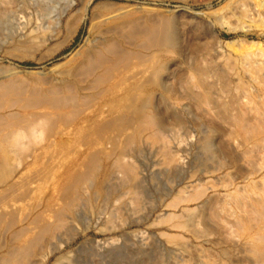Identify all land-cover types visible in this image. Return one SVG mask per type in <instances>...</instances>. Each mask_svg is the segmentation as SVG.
<instances>
[{
	"label": "rangeland",
	"instance_id": "374dc122",
	"mask_svg": "<svg viewBox=\"0 0 264 264\" xmlns=\"http://www.w3.org/2000/svg\"><path fill=\"white\" fill-rule=\"evenodd\" d=\"M53 1L0 0V133L17 129L22 147L0 184V264H248L249 244L264 260V0H75L55 30ZM163 28L179 54L152 111L170 156L144 134L123 157L139 183L113 171L86 191L129 136L105 105L146 79ZM198 44L207 104L187 78Z\"/></svg>",
	"mask_w": 264,
	"mask_h": 264
},
{
	"label": "bare ground",
	"instance_id": "6f19581e",
	"mask_svg": "<svg viewBox=\"0 0 264 264\" xmlns=\"http://www.w3.org/2000/svg\"><path fill=\"white\" fill-rule=\"evenodd\" d=\"M53 1V0H52ZM59 1V0H58ZM2 2V1H1ZM40 2V1H39ZM54 4L56 3L55 1H53ZM60 2V1H59ZM58 2V3H59ZM62 5H58V9H56V6L50 10V14H48L50 23L52 24V29H57L59 28V26L61 25V18L74 6V4L76 3L75 0H62ZM57 3V4H58ZM2 4V3H1ZM47 5V4H46ZM250 5V4H249ZM41 6V5H40ZM45 7V6H44ZM22 8V7H21ZM41 9V8H40ZM44 10V9H43ZM42 11V10H41ZM46 11V10H44ZM230 11V10H229ZM48 13V11H46ZM40 13V12H39ZM230 13V12H229ZM44 14V13H43ZM232 14V13H231ZM2 15V14H1ZM47 15V14H46ZM257 15V14H256ZM5 16V15H3ZM45 18V17H44ZM193 19V18H192ZM48 21V19H47ZM168 21V20H167ZM197 21V20H195ZM49 22V21H48ZM47 22H45L46 24ZM195 23V22H194ZM168 24V23H167ZM197 25H200L199 23H195ZM202 24V23H201ZM208 26H204L205 23L202 25L203 27L201 28L206 29L207 31H211L212 28H210V24L207 23ZM39 25V24H38ZM49 26V25H47ZM201 26V25H200ZM43 27V26H42ZM48 28L46 27V30ZM45 30V31H46ZM205 31V30H204ZM159 33V32H158ZM157 33V34H158ZM170 33V32H169ZM208 33V32H207ZM155 34V35H157ZM200 35V33H199ZM154 37V36H153ZM158 37V39L155 41V43L151 44V41L149 44H151L150 47H152V52H150L151 54L147 57L148 59H145V61H143L142 63L140 62V64H142V74H146L147 77L146 79L141 82V83H133L130 86L128 85V87L124 90L123 88H117L115 90L112 91L111 93V98L110 101L105 105L107 111L104 112L103 114L109 117H113V120L116 121V119L118 118V122L123 123V127L125 129H127V131H129V136L128 138H126V143L125 146H123L122 148H119L118 150H116L115 152V158H113L114 160L111 167L109 168H105V170L103 172L99 171V168H94L96 169V171H93L92 177H89L88 179H86L85 182V189L86 191L91 188V179L93 178L95 181V185L94 187H96V191H98L97 193L103 191L104 189V184L107 183L109 181V179L111 178V174L113 171L121 174L122 176L117 177L119 178L122 183L126 184V186H128L129 184L135 185L136 183H139V177L137 175V170L128 163V161L126 162L125 160H123L124 156L126 155V153L128 152L129 148H131L133 145V143L139 144L138 142H142V136H144V134L146 135V141L147 143L149 142L152 145L156 144H162L163 147L160 150V154L163 155L165 150H166V146L163 142V137L161 136V134L159 133L161 129H159L160 125L157 121V118L154 115V109H152V102L155 99V90L156 89H162L163 87H161V78L163 76L164 73H166L165 71L167 70V64L168 62H170L176 55L179 54L178 50L179 48L175 45L174 42V38L171 37V35L168 34L166 28H163L162 31H160V35L156 36V38ZM176 37V36H175ZM204 37V36H203ZM201 39H204V38ZM155 38V39H156ZM211 38V35H210ZM154 39V40H155ZM176 39V38H175ZM182 39V38H181ZM200 39V40H201ZM178 40V39H176ZM193 41V40H192ZM205 42V41H204ZM181 44V43H180ZM201 44V43H200ZM198 47H195L196 49L193 50L192 55H194V60H193V64L192 67H190V71H187V78H196L200 84L203 86V93L201 94H196V100L198 101V103L200 104H207L210 100V97L207 94V89L209 87V85H207V83L205 84L204 80L207 77V73H208V68L206 67V55L209 54V49L208 47H206V45H200ZM205 44V43H202ZM182 45V44H181ZM194 45V44H193ZM192 45V46H193ZM178 48V49H177ZM201 61L205 62L204 64L201 63ZM190 62V61H189ZM209 65V64H208ZM188 66V65H187ZM211 70V69H210ZM169 71V70H168ZM184 73V72H183ZM5 74V73H4ZM7 74V73H6ZM190 74V75H189ZM2 75V72H1ZM220 77V74H217ZM142 76V75H141ZM181 76V75H180ZM182 78V77H181ZM139 81V80H138ZM181 82V81H180ZM182 83V82H181ZM166 89V88H165ZM195 89V88H194ZM123 91V92H121ZM161 91V90H160ZM183 91V90H182ZM175 92V91H174ZM159 93V92H158ZM173 93V92H172ZM165 94V93H164ZM174 94V93H173ZM167 95V94H166ZM158 96V95H157ZM174 97V96H173ZM165 98V97H164ZM191 98V97H190ZM158 99V97H157ZM167 99V97H166ZM192 99V98H191ZM156 104V102H155ZM200 106V105H199ZM202 109V108H201ZM213 109V108H212ZM52 110V109H51ZM49 111V113H52V111ZM45 111V112H47ZM100 111H102V108L100 109ZM203 113V112H202ZM208 113V112H207ZM218 114H219V118L221 119V121H223L225 123L227 116L226 115V105H222L220 108H218ZM161 115V114H160ZM204 116V114H202ZM159 116V115H158ZM120 120H124L120 121ZM116 123V122H115ZM114 123V124H115ZM226 123H229L226 121ZM113 125V124H112ZM118 125V124H117ZM121 125V124H120ZM16 127V125H15ZM115 127V126H114ZM122 127V128H123ZM162 127V126H161ZM112 128V127H111ZM121 128V129H122ZM163 128V127H162ZM14 129V128H13ZM33 129V127L31 128L30 126L28 127V132L31 133V130ZM115 129H117L115 127ZM120 130V129H119ZM123 131V130H122ZM164 131V130H163ZM119 132V131H118ZM123 133V132H122ZM204 136V135H203ZM115 137V136H114ZM205 137H207L205 135ZM204 137V138H205ZM209 137V136H208ZM20 138V132L15 129L10 131L9 133H0V184H3L8 178H10V176L13 174V164H14V156L16 155V153L19 151L21 147V144L19 142ZM113 138V137H111ZM108 138V140H103L105 142V144L107 143H111L113 141V139ZM106 139V138H104ZM208 140L209 139H205L203 142V147L206 150L205 152L209 151V146H208ZM144 141V140H143ZM203 141V140H201ZM200 141V142H201ZM226 141H230V140H226ZM140 142V143H141ZM232 142V141H231ZM230 142V143H231ZM105 144H101L102 145V151L104 152L105 150ZM142 144V143H141ZM132 145V146H131ZM201 145V143H200ZM150 146V145H149ZM136 147V146H135ZM139 147H141L139 145ZM144 147V146H143ZM168 147V146H167ZM199 147V146H198ZM138 148V147H137ZM142 148V147H141ZM140 148V149H141ZM154 147H152L153 149ZM160 148V147H158ZM101 149L99 151H101ZM133 149V147L131 148ZM156 149V148H155ZM137 150V149H135ZM142 150V149H141ZM203 150V149H202ZM200 152H203V151ZM130 151V150H129ZM138 151V150H137ZM140 151V150H139ZM224 151V150H223ZM143 152V151H142ZM132 153V152H130ZM204 153V152H203ZM208 153V152H207ZM165 154L169 155V152L166 150ZM209 154V153H208ZM136 155V154H135ZM166 156V155H165ZM160 158V157H159ZM210 158V157H209ZM229 158V157H228ZM235 158V157H234ZM208 159V158H207ZM206 159V160H207ZM237 159V158H236ZM171 160V159H170ZM173 160V159H172ZM170 161L169 163H173V166H176V161ZM203 162V161H202ZM233 162V161H232ZM230 162V163H232ZM92 163V162H91ZM93 164V163H92ZM109 164V163H108ZM201 164V163H200ZM90 165V163H89ZM179 165V164H178ZM94 166V165H93ZM97 166V165H96ZM108 167V166H107ZM177 167V166H176ZM181 167V166H180ZM180 167H178V170L180 169ZM173 168V167H172ZM92 169V168H91ZM92 169V170H94ZM102 169V167H101ZM166 169V168H165ZM169 170V168L167 169ZM101 172V173H100ZM219 172V171H218ZM118 175V174H117ZM86 177V176H84ZM113 177V176H112ZM115 177V176H114ZM115 179V178H114ZM82 182V181H81ZM112 182V181H111ZM115 182V181H114ZM5 184V183H4ZM119 184V183H117ZM110 185V184H108ZM82 186V183L81 185ZM93 186V185H92ZM113 186V184H112ZM121 186V185H120ZM130 186V185H129ZM128 186V187H129ZM109 188H112L109 186ZM135 188V187H134ZM92 189V188H91ZM94 189V188H93ZM113 189V188H112ZM115 189V188H114ZM119 189V188H118ZM123 189V187H122ZM107 190V189H106ZM117 190V188H116ZM120 190V189H119ZM117 190V191H119ZM85 191V190H84ZM111 190H109L110 192ZM136 191V190H135ZM133 191V192H135ZM95 192V191H94ZM102 193V192H101ZM100 193V194H101ZM114 193V192H113ZM127 193V192H126ZM82 194V192H81ZM89 195V193H87ZM105 194V193H104ZM109 193H107L108 195ZM112 194V193H111ZM110 194V197L113 195ZM116 194V193H115ZM120 194V193H119ZM124 194V193H123ZM129 194V193H128ZM83 195V194H82ZM92 196V195H91ZM90 196V199H91ZM96 196V195H94ZM98 196V195H97ZM85 197V196H83ZM89 197V196H88ZM100 197V196H98ZM97 197V198H98ZM105 197V195H104ZM138 197V196H137ZM101 198H103L101 196ZM134 198V197H133ZM84 199V198H82ZM86 199V198H85ZM89 199V198H88ZM105 200V199H103ZM78 201V200H77ZM81 202V201H80ZM89 202H91L89 200ZM92 203V202H91ZM134 203V202H133ZM79 204V201H78ZM81 205L84 203H80ZM91 205V204H90ZM79 206V205H78ZM198 206V205H197ZM88 207V206H87ZM100 207V206H99ZM90 208V207H89ZM88 209V208H87ZM73 213V212H71ZM192 217V215H191ZM109 221V220H108ZM194 222V221H193ZM187 227V226H186ZM64 233V232H63ZM59 235V234H58ZM63 235V234H61ZM60 235V236H61ZM66 235V234H65ZM60 236H58L60 238ZM57 237V238H58ZM61 239V238H60ZM220 241V240H219ZM218 241V242H219ZM215 242V241H214ZM221 243V242H220ZM50 244V243H49ZM247 245L244 244V246ZM181 246V245H180ZM243 246V247H244ZM251 246V247H250ZM252 246L255 245H248L247 247H244L243 249V255L245 256L244 262L246 261L248 264H264V260L261 257V255L259 254V252L254 248H252ZM182 247V246H181ZM257 248V247H256ZM258 249V248H257ZM182 250V249H181ZM185 250V249H184ZM183 250V251H184ZM242 250V249H241ZM187 251V250H186ZM225 251V250H224ZM261 251V250H260ZM226 253V252H225ZM260 253H263L260 252ZM228 254V253H227ZM264 254V253H263ZM61 256V255H60ZM62 257V256H61ZM199 257V256H198ZM264 257V256H263ZM56 261V260H55ZM58 261V259H57ZM56 261V262H57ZM199 261V260H198ZM202 262V261H201ZM200 262V263H201ZM199 263V264H200ZM225 263V262H224ZM198 264V263H197ZM202 264V263H201ZM204 264V263H203ZM206 264V263H205ZM221 264V263H220Z\"/></svg>",
	"mask_w": 264,
	"mask_h": 264
}]
</instances>
